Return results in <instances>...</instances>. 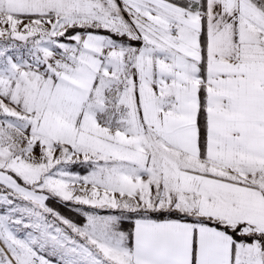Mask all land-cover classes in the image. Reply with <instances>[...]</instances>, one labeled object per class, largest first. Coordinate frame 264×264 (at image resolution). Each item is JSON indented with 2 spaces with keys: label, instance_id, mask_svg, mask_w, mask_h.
Masks as SVG:
<instances>
[{
  "label": "snow or ice",
  "instance_id": "6c2138e0",
  "mask_svg": "<svg viewBox=\"0 0 264 264\" xmlns=\"http://www.w3.org/2000/svg\"><path fill=\"white\" fill-rule=\"evenodd\" d=\"M0 264H264V0H0Z\"/></svg>",
  "mask_w": 264,
  "mask_h": 264
}]
</instances>
